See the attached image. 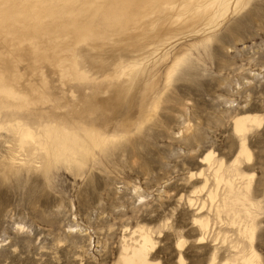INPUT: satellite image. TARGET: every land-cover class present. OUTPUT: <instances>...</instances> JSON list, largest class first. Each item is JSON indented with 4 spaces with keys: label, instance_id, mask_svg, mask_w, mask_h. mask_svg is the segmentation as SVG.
Returning <instances> with one entry per match:
<instances>
[{
    "label": "rangeland",
    "instance_id": "rangeland-1",
    "mask_svg": "<svg viewBox=\"0 0 264 264\" xmlns=\"http://www.w3.org/2000/svg\"><path fill=\"white\" fill-rule=\"evenodd\" d=\"M135 2L0 0V264H264V0Z\"/></svg>",
    "mask_w": 264,
    "mask_h": 264
},
{
    "label": "bare ground",
    "instance_id": "bare-ground-1",
    "mask_svg": "<svg viewBox=\"0 0 264 264\" xmlns=\"http://www.w3.org/2000/svg\"><path fill=\"white\" fill-rule=\"evenodd\" d=\"M155 0H136L135 2V6L137 4H140L141 2L144 4V5H147L151 2H153ZM158 1H162L163 4H171L174 2V0H158ZM157 2V1H156ZM125 6V3L123 4V7ZM123 7L121 9L122 13L125 14L123 12ZM126 15V14H125ZM125 23H128L130 22L132 24V26H137L136 23L137 21L135 19H133L130 14H128V18L124 20ZM244 129V125H243V122H239V121H236L235 123V130L236 131H241ZM88 136L91 138L92 141L95 140L94 136L95 134L93 133H87ZM151 246V241L149 239V237L146 235V234H139V241L137 242V246L135 247H132L130 249V253L128 254L127 252V248H124L123 251H124V255L122 256V263L123 264H149L147 261H146V255H147V249L148 247ZM182 264V263H180Z\"/></svg>",
    "mask_w": 264,
    "mask_h": 264
},
{
    "label": "snow or ice",
    "instance_id": "snow-or-ice-1",
    "mask_svg": "<svg viewBox=\"0 0 264 264\" xmlns=\"http://www.w3.org/2000/svg\"><path fill=\"white\" fill-rule=\"evenodd\" d=\"M5 243H6V241H5ZM182 264H183V262H182Z\"/></svg>",
    "mask_w": 264,
    "mask_h": 264
}]
</instances>
